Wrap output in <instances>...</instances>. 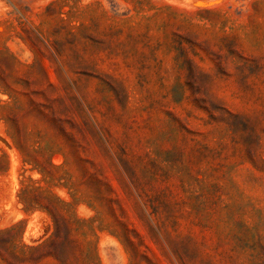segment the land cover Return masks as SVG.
I'll list each match as a JSON object with an SVG mask.
<instances>
[{"label": "rangeland", "instance_id": "rangeland-1", "mask_svg": "<svg viewBox=\"0 0 264 264\" xmlns=\"http://www.w3.org/2000/svg\"><path fill=\"white\" fill-rule=\"evenodd\" d=\"M0 264H264V0H0Z\"/></svg>", "mask_w": 264, "mask_h": 264}]
</instances>
